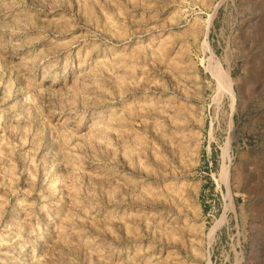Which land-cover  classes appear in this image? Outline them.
I'll use <instances>...</instances> for the list:
<instances>
[{"label": "rangeland", "instance_id": "1", "mask_svg": "<svg viewBox=\"0 0 264 264\" xmlns=\"http://www.w3.org/2000/svg\"><path fill=\"white\" fill-rule=\"evenodd\" d=\"M0 264H264V0H0Z\"/></svg>", "mask_w": 264, "mask_h": 264}, {"label": "bare ground", "instance_id": "2", "mask_svg": "<svg viewBox=\"0 0 264 264\" xmlns=\"http://www.w3.org/2000/svg\"><path fill=\"white\" fill-rule=\"evenodd\" d=\"M231 94H232V97L234 98L235 95H234V91L233 90H231Z\"/></svg>", "mask_w": 264, "mask_h": 264}]
</instances>
